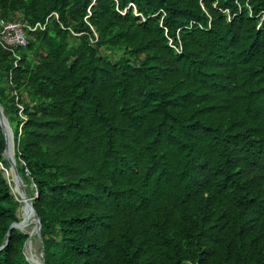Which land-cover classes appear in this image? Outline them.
Segmentation results:
<instances>
[{"label": "trees", "instance_id": "trees-1", "mask_svg": "<svg viewBox=\"0 0 264 264\" xmlns=\"http://www.w3.org/2000/svg\"><path fill=\"white\" fill-rule=\"evenodd\" d=\"M0 17H48L16 66L0 46L45 264H264V0H0ZM4 148L0 126L9 171ZM11 185L0 166V264H36Z\"/></svg>", "mask_w": 264, "mask_h": 264}, {"label": "water", "instance_id": "water-1", "mask_svg": "<svg viewBox=\"0 0 264 264\" xmlns=\"http://www.w3.org/2000/svg\"><path fill=\"white\" fill-rule=\"evenodd\" d=\"M0 126H1V129H2V132L5 136V148H4V151H3V156L8 160L9 162V165H10V170L9 172L11 173V176H12V179L15 180V183L17 185L20 186L21 188V193L20 196H22L24 199H25V202L27 203V205L29 206V208L31 209V211L33 212V215L35 217V224L32 228L31 231H28V238L27 240L25 241V247H26V244L27 242L31 239L32 235H35L39 241H40V257H41V262H37V261H32L36 264H45V261H44V257H43V243H42V238H41V233H40V227H41V222H40V218L33 206V202L31 200V197H29L27 195V193L25 192L24 190V183L18 173V170H17V167H16V163H15V156H14V136H13V131H12V128L9 124V121L6 117V115L4 114L3 112V106L2 104L0 103ZM10 141V151L8 149V143ZM8 173V172H6ZM17 199V197H16ZM12 227H17L19 229L22 230V228L20 227L19 225V221H15V222H12L9 226V230L12 228ZM9 232V231H8ZM8 241V238L6 239V242ZM3 247V246H0V248Z\"/></svg>", "mask_w": 264, "mask_h": 264}, {"label": "built area", "instance_id": "built-area-1", "mask_svg": "<svg viewBox=\"0 0 264 264\" xmlns=\"http://www.w3.org/2000/svg\"><path fill=\"white\" fill-rule=\"evenodd\" d=\"M48 17L44 22H36L30 24L18 20H7L0 17V46L12 51L15 56V66L20 59L19 54L15 51V48L23 46L27 41V31H34L38 28L43 29L46 26ZM23 116V114L21 113ZM0 166L2 164L0 162Z\"/></svg>", "mask_w": 264, "mask_h": 264}, {"label": "bare ground", "instance_id": "bare-ground-1", "mask_svg": "<svg viewBox=\"0 0 264 264\" xmlns=\"http://www.w3.org/2000/svg\"><path fill=\"white\" fill-rule=\"evenodd\" d=\"M8 149H9V151H10V141H9V143H8ZM2 168L5 170V172H8V173H6L7 175H8V174L11 175V173H10L9 171H7V169H5L3 166H2ZM11 181H12V185H11L12 192H13V194L17 197V199L21 202L20 211L18 212V216H19V219H20V220H19V225H20V227H21L23 230H25V231H31L32 228L29 229V230L25 228V227H26V222H27V219H28L29 217L33 216L34 220H35V217H34V215H33V212L31 211V209L29 208V206H28L27 203L25 202V199H24L22 196H20L19 193H21V192H20V191H21V188H20L19 185H17V184L15 183V180L12 179V176H11ZM32 238H33V237H32ZM32 238H31V239L27 242V244H26V249H28V250H32V248H33V246H32V244H33V239H32ZM33 260H34V261H37V262H41V257L38 256V255H36V256L33 258Z\"/></svg>", "mask_w": 264, "mask_h": 264}, {"label": "rangeland", "instance_id": "rangeland-1", "mask_svg": "<svg viewBox=\"0 0 264 264\" xmlns=\"http://www.w3.org/2000/svg\"><path fill=\"white\" fill-rule=\"evenodd\" d=\"M24 190L26 192L25 184H24ZM34 224H35V220H34L33 216H31L27 219L25 228L29 230V229L33 228ZM23 231H25V230H23ZM25 232H28V231H25ZM32 237H31L33 239L32 250H28L25 247L26 256L30 261H34L33 258L36 255L40 256V241L35 235H32Z\"/></svg>", "mask_w": 264, "mask_h": 264}]
</instances>
